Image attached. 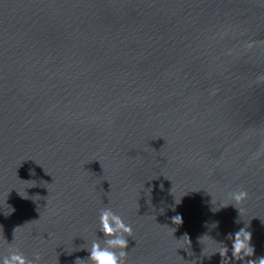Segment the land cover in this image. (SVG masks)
Listing matches in <instances>:
<instances>
[{"label": "water", "instance_id": "water-1", "mask_svg": "<svg viewBox=\"0 0 264 264\" xmlns=\"http://www.w3.org/2000/svg\"><path fill=\"white\" fill-rule=\"evenodd\" d=\"M105 208L125 264L264 256V0H0V264H92Z\"/></svg>", "mask_w": 264, "mask_h": 264}, {"label": "clouds", "instance_id": "clouds-1", "mask_svg": "<svg viewBox=\"0 0 264 264\" xmlns=\"http://www.w3.org/2000/svg\"><path fill=\"white\" fill-rule=\"evenodd\" d=\"M236 202H242L247 198L246 191H238L230 193ZM100 231L103 233L105 239V246L102 247L98 241H93L88 259L92 264H125L126 251L129 241L125 238L124 234L129 236L132 234V227L125 224L123 219L115 214L110 208H105L101 211L100 217ZM174 222L182 223V217L177 215L173 218ZM252 235L250 232L241 228L234 235L232 243V258L242 261L243 264H264V256L257 259H246L252 257L254 248L251 246L250 241ZM120 249L119 253L113 249ZM228 248L226 247L221 255H227ZM78 260V259H77ZM40 255L37 253L33 259H28L19 250L11 251L2 259V264H39Z\"/></svg>", "mask_w": 264, "mask_h": 264}]
</instances>
